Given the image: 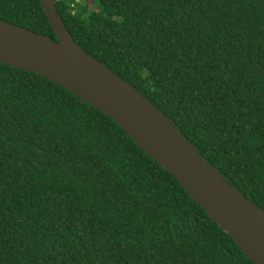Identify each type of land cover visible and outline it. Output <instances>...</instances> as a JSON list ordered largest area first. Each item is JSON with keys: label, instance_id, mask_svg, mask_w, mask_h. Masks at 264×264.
<instances>
[{"label": "trees", "instance_id": "obj_1", "mask_svg": "<svg viewBox=\"0 0 264 264\" xmlns=\"http://www.w3.org/2000/svg\"><path fill=\"white\" fill-rule=\"evenodd\" d=\"M55 6L264 211V0ZM0 19L57 40L40 0H0ZM0 264L254 263L106 114L0 63Z\"/></svg>", "mask_w": 264, "mask_h": 264}, {"label": "water", "instance_id": "obj_2", "mask_svg": "<svg viewBox=\"0 0 264 264\" xmlns=\"http://www.w3.org/2000/svg\"><path fill=\"white\" fill-rule=\"evenodd\" d=\"M40 2L57 40L0 19V63L38 74L106 114L250 261L264 264V211L209 165L171 118L76 44L55 0Z\"/></svg>", "mask_w": 264, "mask_h": 264}, {"label": "rangeland", "instance_id": "obj_3", "mask_svg": "<svg viewBox=\"0 0 264 264\" xmlns=\"http://www.w3.org/2000/svg\"><path fill=\"white\" fill-rule=\"evenodd\" d=\"M90 9H92V10H93V9H95V7H94V6H90Z\"/></svg>", "mask_w": 264, "mask_h": 264}, {"label": "built area", "instance_id": "obj_4", "mask_svg": "<svg viewBox=\"0 0 264 264\" xmlns=\"http://www.w3.org/2000/svg\"><path fill=\"white\" fill-rule=\"evenodd\" d=\"M76 2H78L79 0H75Z\"/></svg>", "mask_w": 264, "mask_h": 264}]
</instances>
